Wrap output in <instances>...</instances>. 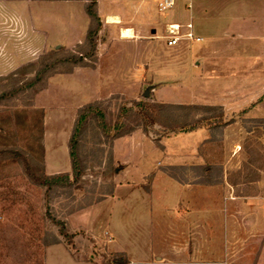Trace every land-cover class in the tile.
<instances>
[{"label":"crops","instance_id":"1","mask_svg":"<svg viewBox=\"0 0 264 264\" xmlns=\"http://www.w3.org/2000/svg\"><path fill=\"white\" fill-rule=\"evenodd\" d=\"M161 1L123 0L119 8L111 4V9H121L106 17L105 22L115 29L127 19L121 12L131 13L128 29L134 32L135 38L123 39L121 34L117 38L120 46L128 45L132 51L124 69L130 73V81L126 77L116 81V75H110L111 88L114 83H119V87L109 89L103 96L95 93L72 109L71 123L63 139L68 144L67 154H63L61 162L49 163L46 150L47 175L72 171L69 140L77 110L85 104L104 101L114 93H126L128 86L136 90L141 79L154 75V79L160 80L158 100L164 104L221 107L228 112L238 111L264 97V0H178L173 9L160 12ZM53 3L57 1L0 0V14H5L0 77L16 72L33 60V53L24 52L27 46L41 53L42 47L61 43L50 40L53 21L57 27L65 25L57 12L53 20V15L46 11ZM86 6L68 15L72 23L79 17L86 21L79 38L64 44L69 48L80 45L89 31L91 20ZM157 13H166V29L169 25H179L184 34L188 32L185 26L191 24L195 36L192 41L182 39L174 47L168 46L165 35L162 37L170 48L169 57L176 56L177 61L169 64V57L163 56L161 70L165 65L168 68L160 73L152 67L153 52L144 54L131 46L133 40L144 39L149 32L158 34L159 30H154L159 22ZM110 17H119L121 23H110ZM103 53L99 52V64ZM143 61L147 64L145 72L138 67ZM101 71L100 66L95 71L83 69L81 74ZM75 75L78 72L68 76ZM99 79L102 81L101 76ZM53 80L49 82V90ZM48 122L47 114L46 145L50 139ZM208 135L207 129L179 133L167 138L166 144H161L163 148L142 131L115 140L113 159L123 168L115 175L114 191L69 218L73 233H85L94 240L99 253L124 256L127 264H264V200L253 203L232 193L220 197L216 185L183 183L168 172L174 167L203 166L199 148L208 140ZM246 233L257 236L251 242L255 252L245 243ZM45 264H101V261L79 260L60 242L46 248Z\"/></svg>","mask_w":264,"mask_h":264},{"label":"rangeland","instance_id":"2","mask_svg":"<svg viewBox=\"0 0 264 264\" xmlns=\"http://www.w3.org/2000/svg\"><path fill=\"white\" fill-rule=\"evenodd\" d=\"M56 1V4L47 6L46 11L53 15V20H55L56 12L59 19L64 18L65 25L62 27L60 24L57 27L53 21L52 32H50L51 42L60 41L61 43L48 48L42 47L41 53L27 46L24 52L33 53L35 57L26 65L37 63L41 57L45 56L48 57L47 63L51 64L67 59L71 54L77 57L82 56V53L90 49L85 45L87 33L80 45L69 48L64 44L78 39L86 24L82 17L76 18L72 23L68 18L69 13H76L78 8L90 4L93 0ZM122 2L123 0L98 1L102 28L97 38L95 57L86 61L87 67H72L70 64L59 63L56 65V74L46 78L42 84L33 89H25L23 85L27 80H31L33 75L18 76L9 80L2 79L11 74L0 77V148L21 149L34 161L44 165V168L46 150L49 163L61 162L63 154H67L68 144L63 139L71 123L72 109L78 103L88 101V98L95 93L103 96V93L109 89L119 87V83H114L115 87L113 85L111 88L113 82H110V75H116V81L123 77L127 78V82L130 81L128 77L130 73H126L124 69L128 66L132 51L127 48L128 45L120 46L117 38H120L121 28L131 27V23L127 20L131 13L130 11L121 12L127 15V19L123 20V24L117 29L105 22L107 15H115L121 10L111 9V6L116 4L119 8ZM163 14L155 15L159 22L154 25V30H159L158 34L149 32L146 38L139 37L131 43L133 50L144 54L148 51V55H151V52L154 53L152 67L157 69L158 73L163 68L165 70L168 68V65H165L161 70L164 63L163 56L169 57L171 54L170 48L162 38L166 34L167 23L166 13ZM84 15L86 17V14ZM2 38H5V14H0V61L4 48ZM99 52H104L101 64H99ZM171 57L167 58L169 64L177 61L176 56ZM121 63L123 66L118 69ZM100 66L102 69L100 74H81L83 69L95 71ZM146 66L144 61L138 65L143 72ZM70 69L72 71L68 73ZM75 72L79 75L68 76ZM100 76L102 81L99 79ZM134 76L132 73V79ZM52 78L54 80L49 90V82ZM138 82L139 87L136 90L128 86L126 93L124 91L114 93L104 99V106L110 120L114 121L119 108L129 102L161 103L158 100L161 98L160 80L154 79L153 75L150 79H141ZM42 85L45 89L35 94V90ZM148 89L149 97L147 98L145 94ZM14 91L17 92L14 95L11 94ZM233 110L224 111L226 126L206 128L209 130L208 140L199 148V156L205 163L203 166L174 167L168 172L183 183L216 185L220 197L232 193L253 203L258 200L263 201L264 97L250 106H243L238 111ZM77 112L74 114L75 121ZM220 112V110L212 114L199 112L196 115L199 118L200 116L211 117L218 116ZM47 114L50 139L46 145ZM186 114L181 112L180 117L185 119ZM187 116L191 119L195 114L190 113ZM136 131H142V129ZM169 137L160 140L155 136L149 138L159 148H163ZM113 143L103 135L95 123L89 122L80 148L84 177L79 181L71 180V185L66 187L36 186L28 179L19 163L12 159L0 160V264H45L46 248L60 242L65 243L79 260L99 259L101 264L112 263L115 260L114 256L99 253L94 240L85 233L74 234L68 222L72 215L113 193L116 185L115 175L123 168L113 159ZM256 237L254 233H246L245 243L253 247L251 242L256 240ZM261 245L260 243L259 246ZM250 249L255 252L254 247Z\"/></svg>","mask_w":264,"mask_h":264},{"label":"trees","instance_id":"3","mask_svg":"<svg viewBox=\"0 0 264 264\" xmlns=\"http://www.w3.org/2000/svg\"><path fill=\"white\" fill-rule=\"evenodd\" d=\"M85 10L91 20L85 43V45L89 46V51L82 53V56L78 57L71 54L69 58L58 60L51 64L47 63L48 57H41L37 63L23 66L2 80L33 75L34 77L31 80H27L23 84L25 89H33L42 84L46 78L56 74V65L59 63L70 64L72 67H87L86 61L95 57L97 38L101 31L102 23L98 15L97 0H93L88 4ZM72 69L68 73H71ZM44 89L45 86L42 85V87L35 90V94ZM16 92L14 91L11 94L14 95ZM216 110L221 111L218 116H200L199 118L196 115L199 112L212 114ZM181 112H186L188 115L193 113L195 116L189 119L186 114L185 119H182L180 117ZM224 117L225 113L221 107L132 101L119 108L116 119L113 121L108 117L104 102L97 101L81 107L77 112V118L69 140L71 174L47 175L44 165L37 163L25 151L15 147L0 148V160L12 159L19 163L28 179L36 186L46 188L66 187L71 185L72 181H79L84 177V165L81 161L80 148L81 140L89 122L95 123L96 127L103 132V135L111 142H114L119 138L131 135L138 129H142L148 137L155 136L160 140L173 134L193 133L207 127L210 129L212 127L226 126L227 122L224 121ZM114 258L115 260L112 263L107 264H127L124 256L116 255Z\"/></svg>","mask_w":264,"mask_h":264},{"label":"built area","instance_id":"4","mask_svg":"<svg viewBox=\"0 0 264 264\" xmlns=\"http://www.w3.org/2000/svg\"><path fill=\"white\" fill-rule=\"evenodd\" d=\"M178 0H162L158 3V10L160 12H165L168 10L173 9L176 6V2ZM191 1V0H188ZM188 8L191 9V4L189 3ZM185 28L188 32L181 34L180 26L179 25H169L166 29V34L164 36L168 46L174 47L179 44L182 39L186 40H194L195 36L192 32V25L187 24ZM108 242H111V238H108Z\"/></svg>","mask_w":264,"mask_h":264},{"label":"bare ground","instance_id":"5","mask_svg":"<svg viewBox=\"0 0 264 264\" xmlns=\"http://www.w3.org/2000/svg\"><path fill=\"white\" fill-rule=\"evenodd\" d=\"M109 22L112 24H120L121 20L119 17H110L108 18ZM121 37L123 39H134L135 38V34L131 29H123L121 32Z\"/></svg>","mask_w":264,"mask_h":264},{"label":"water","instance_id":"6","mask_svg":"<svg viewBox=\"0 0 264 264\" xmlns=\"http://www.w3.org/2000/svg\"><path fill=\"white\" fill-rule=\"evenodd\" d=\"M145 97H149V89L146 91Z\"/></svg>","mask_w":264,"mask_h":264}]
</instances>
